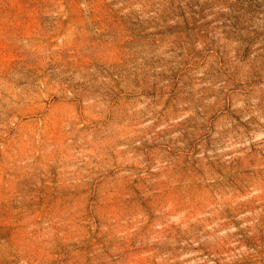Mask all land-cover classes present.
I'll return each instance as SVG.
<instances>
[{
  "label": "rangeland",
  "instance_id": "rangeland-1",
  "mask_svg": "<svg viewBox=\"0 0 264 264\" xmlns=\"http://www.w3.org/2000/svg\"><path fill=\"white\" fill-rule=\"evenodd\" d=\"M0 95V143L90 162L0 151V240L26 213L41 264H264V0H0Z\"/></svg>",
  "mask_w": 264,
  "mask_h": 264
},
{
  "label": "clouds",
  "instance_id": "clouds-1",
  "mask_svg": "<svg viewBox=\"0 0 264 264\" xmlns=\"http://www.w3.org/2000/svg\"><path fill=\"white\" fill-rule=\"evenodd\" d=\"M3 90L9 91L13 97L11 101L4 99V103L8 104L9 108L14 107L16 92H18L19 89L12 91L7 85H4ZM0 99H3L2 95H0ZM141 107H143V105H141ZM0 108H2V105H0ZM11 123L14 124L15 122L12 121ZM7 127V124H0V128ZM262 138H264V135L256 137L257 140ZM22 143L23 146L16 145L15 147H13L12 144L5 145L4 143H0V151L4 152L6 158L4 161L5 166L12 168L13 171L20 174L21 178L31 177L33 173L47 175L50 167H56L59 171L63 172L67 166L66 161L69 160L75 162V167H79L80 164H90L87 155L83 151L75 153L73 149L72 152L74 155H64L63 153L56 155L51 148H41L40 151H37L35 148L29 147L32 141H30L27 136L23 137ZM35 143L41 145L43 142L37 136ZM9 148L11 149V154L8 152ZM37 156L40 157L39 160H37ZM79 157L84 158L78 159ZM156 163L157 168H154L153 171L161 167L159 160H157ZM140 167L143 168L144 164L141 163ZM0 199H2V197H0ZM16 203L21 204L19 211L24 213L22 202L17 200ZM24 215L25 218L21 221L24 227L20 233L19 239H13L10 242L0 240V259L7 258L13 261V264H41L42 259H47L48 252L55 247L56 240L53 238L54 233L49 227L48 221L43 225H37L31 222L33 219L32 217L27 216L26 213H24ZM2 222L3 221L0 220V223ZM41 228L43 231H41ZM63 237L64 234L61 233L59 238L63 239ZM37 251L39 252L40 258L36 256ZM181 259H183V257H181Z\"/></svg>",
  "mask_w": 264,
  "mask_h": 264
}]
</instances>
